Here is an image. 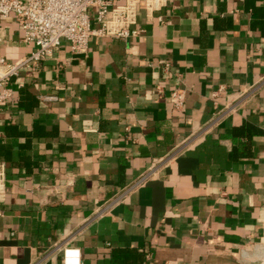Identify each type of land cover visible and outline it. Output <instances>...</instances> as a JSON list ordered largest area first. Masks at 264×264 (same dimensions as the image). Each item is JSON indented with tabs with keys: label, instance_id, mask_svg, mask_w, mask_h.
<instances>
[{
	"label": "crops",
	"instance_id": "obj_1",
	"mask_svg": "<svg viewBox=\"0 0 264 264\" xmlns=\"http://www.w3.org/2000/svg\"><path fill=\"white\" fill-rule=\"evenodd\" d=\"M137 27L13 78L0 264H264V0H169ZM32 50L0 18V56ZM214 103L235 110L202 135Z\"/></svg>",
	"mask_w": 264,
	"mask_h": 264
},
{
	"label": "built area",
	"instance_id": "obj_2",
	"mask_svg": "<svg viewBox=\"0 0 264 264\" xmlns=\"http://www.w3.org/2000/svg\"><path fill=\"white\" fill-rule=\"evenodd\" d=\"M168 1L0 0V18L13 16L24 43L33 46V50L18 62H10L0 56V105L12 99L15 93L13 78L18 76L20 70L36 66L51 56L61 40L69 42L75 53L84 52L91 37L128 40L140 33L137 23L141 9L147 18H153ZM216 95V92L212 93V97ZM42 99L53 100L54 97ZM169 99L173 107L180 110L184 104V92L172 90ZM214 109L211 120L202 127L200 134L207 133L235 107L226 104L218 109L214 103ZM5 173V165L0 162V198L5 194Z\"/></svg>",
	"mask_w": 264,
	"mask_h": 264
}]
</instances>
